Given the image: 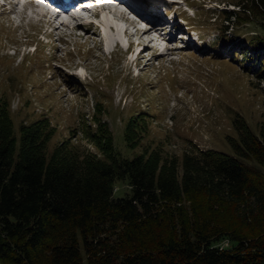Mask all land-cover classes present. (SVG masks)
I'll return each mask as SVG.
<instances>
[{
	"label": "trees",
	"instance_id": "trees-1",
	"mask_svg": "<svg viewBox=\"0 0 264 264\" xmlns=\"http://www.w3.org/2000/svg\"><path fill=\"white\" fill-rule=\"evenodd\" d=\"M232 2L224 22L238 27L246 14L264 27V0ZM256 75L264 82L263 59ZM97 121L87 135L96 151L68 137L50 152L48 117L18 136L0 105V264H264V123L256 133L235 122L233 152L180 158L161 149L126 157ZM148 132L131 120L128 146ZM121 183L130 191L116 196Z\"/></svg>",
	"mask_w": 264,
	"mask_h": 264
},
{
	"label": "rangeland",
	"instance_id": "rangeland-1",
	"mask_svg": "<svg viewBox=\"0 0 264 264\" xmlns=\"http://www.w3.org/2000/svg\"><path fill=\"white\" fill-rule=\"evenodd\" d=\"M135 3L147 14L176 19L181 29L175 32L191 35L189 46L175 48L169 41L156 46L150 36H135L126 54L122 45L113 46L116 30L110 21L124 19L130 32L136 24L110 9L105 11L110 21L96 19L95 34L84 28L72 34L60 25L57 32L65 36L45 33L48 41H42L41 22L24 16L19 21V15L0 9V105L9 106L17 135L23 124L48 117L56 127L50 152L68 137L96 151L87 135L101 120L126 157L161 149L163 155L182 158L191 150L233 152L238 121L258 133L264 123V82L256 75L264 60L262 19L250 14L247 20L243 14L238 27L224 22L223 10L237 9L232 0ZM119 6L127 8L122 2ZM28 7L37 11V6ZM141 46L144 54L135 60ZM133 119L148 124L149 132L131 148L125 133ZM116 190V196H123L130 188L121 183Z\"/></svg>",
	"mask_w": 264,
	"mask_h": 264
},
{
	"label": "bare ground",
	"instance_id": "bare-ground-1",
	"mask_svg": "<svg viewBox=\"0 0 264 264\" xmlns=\"http://www.w3.org/2000/svg\"><path fill=\"white\" fill-rule=\"evenodd\" d=\"M10 1L12 2L11 7H17L22 2L21 0H10ZM23 1L25 2V4H23L24 7H28V5L29 6L30 5L31 6L32 5H37L38 6L39 13L41 15V18H39L38 20H43L44 21V24H45V27H46V32H48L50 34H52L55 31H58L59 27H61V26L53 27V22H55L62 15L63 16L61 18L63 19V17H65V19H63L64 22L61 23V25L64 26V27H71L72 31H73L72 32L73 34H77V28H79V27H82V28L84 27L87 30L88 29H92L94 34L97 32L98 23L93 24V23H90V22H87V21H83V20L80 19V17H76V16L75 17L66 16V14H67L66 12H65V14L62 13V12L55 13L52 16H50V12L48 11L47 6H50V7H53V6L51 5L52 3L49 0H47L48 2L47 1H43V3H41V4H37L33 0H23ZM5 7L6 6H3L2 7L3 9H1V10H4ZM110 11L111 12L112 11L115 12L120 17H124L125 16L124 12L122 10H120L119 8H117V7H114L113 10H110ZM101 12H102L101 15H100L101 19L102 20L106 19V21H110L109 17H107L105 15V11L102 10ZM73 20L76 21L74 25H72ZM123 20L119 21V22H116V23H113L112 22L113 20L110 21L112 23L111 27H113V29L116 30V35L113 36L115 38V40L112 39V41L116 43V47H118L119 43H122L125 46H128V48L132 47L134 41L131 42V41H128L127 38H124V36L127 35V34H131L132 36L136 35L137 38H139V37L141 38V37H145V36H152L154 34V30H155L154 26H151L150 29H145V30H142V29L140 30V29L136 28L134 32H130V27L131 26H129L128 23L123 24V22H124ZM132 23L136 24V25L139 24L138 21H135V22H132ZM186 34L187 33H184L183 37H186ZM154 35L155 36H153V38H149L150 39L149 41L150 42H154V43L157 42L158 44H161L162 42H164L165 40H167V39H169V38H171L173 36V29H170V31H169V33L167 35L159 32V31L156 32ZM113 42H111V43H113ZM102 43L103 42H101V44ZM107 43L108 42L106 40V45L105 46H108ZM115 43L113 44V46L115 45ZM157 43H155L156 46L158 45ZM113 46L109 45L108 49H112ZM165 50H167V48H165ZM144 51H145V47H143L142 50H140V48H138V52H137L138 55L136 56L135 59H139L140 57H142V55L144 54Z\"/></svg>",
	"mask_w": 264,
	"mask_h": 264
}]
</instances>
